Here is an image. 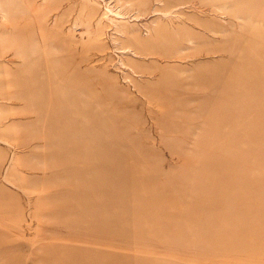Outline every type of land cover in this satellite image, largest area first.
I'll list each match as a JSON object with an SVG mask.
<instances>
[{"label":"rangeland","instance_id":"rangeland-1","mask_svg":"<svg viewBox=\"0 0 264 264\" xmlns=\"http://www.w3.org/2000/svg\"><path fill=\"white\" fill-rule=\"evenodd\" d=\"M0 264H264V0H0Z\"/></svg>","mask_w":264,"mask_h":264},{"label":"bare ground","instance_id":"bare-ground-1","mask_svg":"<svg viewBox=\"0 0 264 264\" xmlns=\"http://www.w3.org/2000/svg\"><path fill=\"white\" fill-rule=\"evenodd\" d=\"M247 221H250V223H254L255 222V221H253V217L248 218ZM212 245L216 246V243H213Z\"/></svg>","mask_w":264,"mask_h":264}]
</instances>
